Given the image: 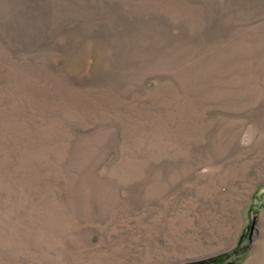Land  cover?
<instances>
[{
	"label": "rangeland",
	"instance_id": "rangeland-1",
	"mask_svg": "<svg viewBox=\"0 0 264 264\" xmlns=\"http://www.w3.org/2000/svg\"><path fill=\"white\" fill-rule=\"evenodd\" d=\"M213 258L264 264V0H0V264Z\"/></svg>",
	"mask_w": 264,
	"mask_h": 264
},
{
	"label": "trees",
	"instance_id": "trees-1",
	"mask_svg": "<svg viewBox=\"0 0 264 264\" xmlns=\"http://www.w3.org/2000/svg\"><path fill=\"white\" fill-rule=\"evenodd\" d=\"M238 252H240V246H238L237 248H236V250L234 251V254H238ZM241 255H243L244 253H245V250L244 249H242L241 250ZM241 255L239 256V258H238V260L239 261H241ZM238 261V262H239ZM205 264H223L222 263V259H209L208 261H206V262H204ZM229 264H237L236 262H231V263H229Z\"/></svg>",
	"mask_w": 264,
	"mask_h": 264
},
{
	"label": "water",
	"instance_id": "water-1",
	"mask_svg": "<svg viewBox=\"0 0 264 264\" xmlns=\"http://www.w3.org/2000/svg\"><path fill=\"white\" fill-rule=\"evenodd\" d=\"M255 222H256V218H253L252 222H251V225H250V231H251V235L252 236V231H253V228L255 226ZM251 238V237H250ZM194 264H205L203 262H200V263H194Z\"/></svg>",
	"mask_w": 264,
	"mask_h": 264
},
{
	"label": "crops",
	"instance_id": "crops-1",
	"mask_svg": "<svg viewBox=\"0 0 264 264\" xmlns=\"http://www.w3.org/2000/svg\"><path fill=\"white\" fill-rule=\"evenodd\" d=\"M263 210V209H262ZM193 262V261H192Z\"/></svg>",
	"mask_w": 264,
	"mask_h": 264
}]
</instances>
